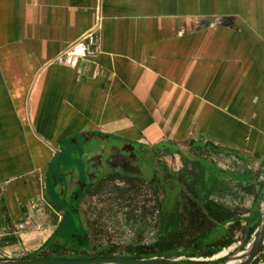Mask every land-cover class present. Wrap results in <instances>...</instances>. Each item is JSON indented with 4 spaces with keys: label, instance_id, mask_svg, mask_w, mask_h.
I'll return each instance as SVG.
<instances>
[{
    "label": "crops",
    "instance_id": "0c3cea01",
    "mask_svg": "<svg viewBox=\"0 0 264 264\" xmlns=\"http://www.w3.org/2000/svg\"><path fill=\"white\" fill-rule=\"evenodd\" d=\"M179 164L222 205L264 169V0H0V258L80 253L92 196Z\"/></svg>",
    "mask_w": 264,
    "mask_h": 264
},
{
    "label": "rangeland",
    "instance_id": "374dc122",
    "mask_svg": "<svg viewBox=\"0 0 264 264\" xmlns=\"http://www.w3.org/2000/svg\"><path fill=\"white\" fill-rule=\"evenodd\" d=\"M205 157L207 158V156ZM181 165L165 167L167 172L172 171L173 176L163 177L165 179L162 180V184L158 181L149 182L156 180L155 174L149 170V166L144 167L147 173L145 177H142L145 179L144 181H129L124 177L115 178L114 181L109 182L101 192L90 198L88 207L85 208L90 221V230L82 244L83 251L78 254L70 252L71 255L60 258L87 259V257H96L100 252L106 253L110 250H114L112 257H125L128 255L129 249L151 247L156 254L149 258L174 260L183 264H202L198 261L208 258L207 262L204 261L205 264H219L223 258H214L213 260V257L220 253L222 255L224 250L231 249L228 256L219 255L220 257L228 258L235 252L244 250L242 247L244 234L242 232L235 233L233 245L222 249L211 257H202V253L215 251V248H206L205 245L200 248L201 250L192 248L190 243L193 239L206 234L207 231H200V234H190L186 231L189 223L190 200L184 187H177L176 179L180 176H187L202 181L201 171L188 165ZM140 166L143 167V164L140 163ZM231 167L236 171H241L237 164H233ZM239 172L236 174L239 175ZM252 181L250 188L243 189L241 192L236 191L232 195V200L227 195L223 198L217 194L214 196L218 202L221 201L225 207L235 211L241 217L243 214H248L251 209L254 211L250 226L256 227L255 231L248 236V241L253 240L264 212L262 203H260L261 191L264 188V169L255 171ZM216 186L221 187L218 183ZM255 194L258 195V206H251L250 209L245 207L246 196ZM152 201L155 203L154 207H151ZM119 219L123 221L125 230H120L121 221ZM109 226L111 232L107 230ZM3 258L0 260H5ZM20 258L22 259V257ZM258 264H264V262Z\"/></svg>",
    "mask_w": 264,
    "mask_h": 264
},
{
    "label": "trees",
    "instance_id": "16d2710c",
    "mask_svg": "<svg viewBox=\"0 0 264 264\" xmlns=\"http://www.w3.org/2000/svg\"><path fill=\"white\" fill-rule=\"evenodd\" d=\"M217 171L223 172L221 170ZM176 182L178 183L177 187L180 185L184 187L190 200L189 223L186 227V231L190 234H200V231H207L206 234L198 237L196 236V238L193 239L190 243L192 244V248L201 250L200 248H202L203 245H205L204 247L206 248H215V251L202 253V257H211L219 253L222 249L229 248L235 243V233L237 232H242L244 235L248 234L249 236L255 231L254 228L256 226H250V222L253 218L252 212H249V217H238L235 211L212 200L211 192L203 195V191L199 190L198 186H195L198 180L192 177L180 176L176 179ZM261 194H263V189ZM228 250L225 256L229 255L227 254L229 253ZM154 254L156 253L153 248L141 247L129 249V253L125 257L143 259L153 257ZM112 255H114V250H110L106 253L100 252L96 257H112ZM87 258H94V256ZM259 262H264V251L253 264H258Z\"/></svg>",
    "mask_w": 264,
    "mask_h": 264
},
{
    "label": "water",
    "instance_id": "95a60500",
    "mask_svg": "<svg viewBox=\"0 0 264 264\" xmlns=\"http://www.w3.org/2000/svg\"><path fill=\"white\" fill-rule=\"evenodd\" d=\"M262 206L264 209V188L262 194ZM249 244V246H248ZM242 247L244 250L237 251L228 258L213 257L215 259L223 258L219 264H253L264 251V212L256 229L255 236L252 241H248V234L243 237ZM228 256V255H227ZM209 259H203L201 262ZM0 264H183L174 260H162L157 258H127V257H94L87 259H68V258H29V259H8L0 260ZM192 264V263H187Z\"/></svg>",
    "mask_w": 264,
    "mask_h": 264
},
{
    "label": "built area",
    "instance_id": "2783aa9c",
    "mask_svg": "<svg viewBox=\"0 0 264 264\" xmlns=\"http://www.w3.org/2000/svg\"><path fill=\"white\" fill-rule=\"evenodd\" d=\"M96 13H97V17H96V23H95V27L93 28V30L83 38V42L86 43L87 46H94L95 45V38H96V33L99 29V25H100V21H101V17H100V12H99V9H96ZM77 50H81L82 53L84 52V48H83V43H80V44H77L76 48L72 49L71 50V56L73 58H75L78 54H77ZM138 201V199H137ZM120 203V201H119ZM155 206V203L154 201H152L151 203V207H154ZM138 213V211H136ZM95 216V215H93ZM121 221L120 225H121V229L120 230H125L123 224H122V220L119 219ZM109 232H111V227L109 226L108 229H107Z\"/></svg>",
    "mask_w": 264,
    "mask_h": 264
},
{
    "label": "bare ground",
    "instance_id": "6f19581e",
    "mask_svg": "<svg viewBox=\"0 0 264 264\" xmlns=\"http://www.w3.org/2000/svg\"><path fill=\"white\" fill-rule=\"evenodd\" d=\"M248 246H249V244H248ZM230 251H231V249L228 250V252H230ZM226 252H227V250L224 251V253H223L224 256L226 255ZM227 254H229V253H227ZM220 256H222V255H220Z\"/></svg>",
    "mask_w": 264,
    "mask_h": 264
}]
</instances>
